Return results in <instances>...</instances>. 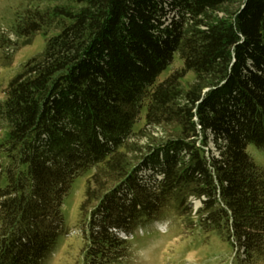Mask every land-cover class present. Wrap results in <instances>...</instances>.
Returning <instances> with one entry per match:
<instances>
[{"label": "trees", "instance_id": "obj_1", "mask_svg": "<svg viewBox=\"0 0 264 264\" xmlns=\"http://www.w3.org/2000/svg\"><path fill=\"white\" fill-rule=\"evenodd\" d=\"M39 33L45 48L0 99V264L43 263L91 168L79 206L89 264L119 260L169 204L224 236L238 264L264 262V169L247 150L264 148V0H68L15 27L22 46ZM175 56L183 66L157 82ZM145 108L147 128L172 131L133 149Z\"/></svg>", "mask_w": 264, "mask_h": 264}, {"label": "rangeland", "instance_id": "obj_2", "mask_svg": "<svg viewBox=\"0 0 264 264\" xmlns=\"http://www.w3.org/2000/svg\"><path fill=\"white\" fill-rule=\"evenodd\" d=\"M67 1L0 0V99L5 98L4 89L11 77L26 61L42 52L46 45V37L39 33L30 44L22 46V39L15 34L17 22L27 10L45 9L51 3ZM228 7L231 10L235 6ZM219 15L223 16L224 13ZM3 44L11 45V49L3 48ZM10 56V66L2 65L9 62ZM182 66L183 61L175 56L173 63L158 77L157 82L163 81ZM194 81L195 74L189 72L182 80L183 87L189 88ZM145 116L146 108L134 126L138 133L131 139L133 149L144 147L147 150L148 145L161 140L172 131L162 127L147 128ZM6 138L7 128H0V142ZM209 145L215 150L212 143ZM247 150L256 164L264 169V148L250 144ZM135 153L131 149L128 155L131 158ZM94 171L95 168H91L73 181L62 206L66 231L42 264H89L79 225V206L84 199L86 182ZM192 205L194 214L201 203L194 200ZM199 224L195 220L193 225H189L187 218L180 215L175 205L169 204L159 218L139 228L129 237L123 257L113 264H238L236 250L226 238L217 231L204 232Z\"/></svg>", "mask_w": 264, "mask_h": 264}]
</instances>
